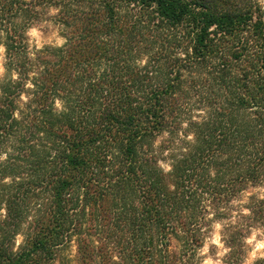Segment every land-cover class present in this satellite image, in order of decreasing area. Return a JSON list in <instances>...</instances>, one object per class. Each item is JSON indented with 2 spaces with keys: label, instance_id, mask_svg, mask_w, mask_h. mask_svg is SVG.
<instances>
[{
  "label": "trees",
  "instance_id": "16d2710c",
  "mask_svg": "<svg viewBox=\"0 0 264 264\" xmlns=\"http://www.w3.org/2000/svg\"><path fill=\"white\" fill-rule=\"evenodd\" d=\"M46 7L65 42L35 55ZM0 46V264H52L70 234L80 264H192L208 210L264 182L261 1L0 0ZM246 209L229 264L264 227V198Z\"/></svg>",
  "mask_w": 264,
  "mask_h": 264
},
{
  "label": "rangeland",
  "instance_id": "374dc122",
  "mask_svg": "<svg viewBox=\"0 0 264 264\" xmlns=\"http://www.w3.org/2000/svg\"><path fill=\"white\" fill-rule=\"evenodd\" d=\"M264 4V0H258ZM58 9L54 7H46L43 12H41L40 17L35 21L30 28L27 30L28 43L32 51V54L36 55V50H42L45 47H57L61 46L65 42V37L63 35V27L58 24L54 16L58 13ZM37 72V71H34ZM4 70V48L0 46V81L5 76ZM32 74V73H31ZM13 77L15 75L13 74ZM27 94H22L21 100L25 102L27 100ZM56 105L60 102L56 100ZM15 114L18 115V112L15 111ZM165 137L164 134L158 135L153 141V146H158L161 143L162 139ZM158 155V164L163 169L168 170L170 168L169 159ZM4 158V154L1 155ZM7 180V179H6ZM251 197L254 198H264V182H261L249 186L245 190L241 191L236 199H234L229 205V209H221L220 213H217L214 209H209L208 221L210 224H207L205 230L204 240L201 245L196 248L195 260L192 264H205V262H210V264H229L228 263V254L230 248L226 242V231L225 226L228 223H237L241 222L239 218V213H247L246 206L249 203ZM245 222V221H243ZM219 225V227H217ZM241 240L244 242V246L241 252V255L238 256L236 264H254L255 261L259 258H263L264 247H259L258 245L264 244V227L254 224L250 228H247L243 233ZM70 243L63 249L58 257L52 262V264H80L78 260V254L76 249V237L74 234H70ZM23 235L21 232L16 235L15 240H19V243L22 241ZM15 242V247L17 244ZM180 244L178 241L172 239L169 247V251L178 255L180 250ZM172 256V255H171ZM173 259V258H172ZM110 261H119L117 252L112 253ZM111 262L105 261L102 262L101 258L95 260L94 264H110ZM92 264V263H90ZM175 264H179L175 260Z\"/></svg>",
  "mask_w": 264,
  "mask_h": 264
},
{
  "label": "clouds",
  "instance_id": "9594fccd",
  "mask_svg": "<svg viewBox=\"0 0 264 264\" xmlns=\"http://www.w3.org/2000/svg\"><path fill=\"white\" fill-rule=\"evenodd\" d=\"M57 107H59V104L57 105ZM0 158H2V157H0ZM217 227H219V225H217ZM17 244L19 243V240H17V242H16ZM259 247H264V244H262V245H258ZM262 255H264V253H262ZM205 264H210V262H205Z\"/></svg>",
  "mask_w": 264,
  "mask_h": 264
}]
</instances>
